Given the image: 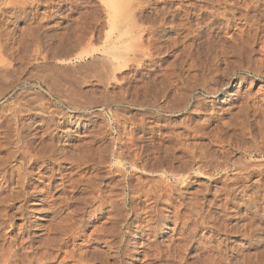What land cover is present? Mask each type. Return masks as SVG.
<instances>
[{
  "label": "rangeland",
  "instance_id": "374dc122",
  "mask_svg": "<svg viewBox=\"0 0 264 264\" xmlns=\"http://www.w3.org/2000/svg\"><path fill=\"white\" fill-rule=\"evenodd\" d=\"M263 40L264 0H0V264H77L79 250L105 264H264ZM78 119L88 128L77 129ZM62 127L73 136L57 143ZM61 149L90 156L61 166L77 186L47 191L48 178H60ZM141 159L154 167L143 170ZM151 187L166 198L146 195ZM39 198L41 214L32 212ZM137 242L144 255L135 254Z\"/></svg>",
  "mask_w": 264,
  "mask_h": 264
},
{
  "label": "bare ground",
  "instance_id": "6f19581e",
  "mask_svg": "<svg viewBox=\"0 0 264 264\" xmlns=\"http://www.w3.org/2000/svg\"><path fill=\"white\" fill-rule=\"evenodd\" d=\"M155 1V0H154ZM212 1V0H211ZM224 1V0H223ZM227 1V0H226ZM245 1V0H244ZM226 3V2H225ZM231 4H232V2H231ZM195 5V4H194ZM201 5V4H200ZM199 5V6H200ZM246 5V4H245ZM170 6V5H169ZM233 6H235V5H233ZM242 6V5H241ZM225 7V6H224ZM230 7V6H229ZM244 7V6H243ZM193 8V7H192ZM215 8V7H214ZM233 8V7H232ZM240 8V7H239ZM108 9V8H107ZM163 9V8H162ZM178 9V8H177ZM207 9V8H206ZM165 10V9H164ZM244 10V9H243ZM156 11V10H155ZM202 11V10H201ZM169 12V11H168ZM200 12V11H199ZM60 13V12H59ZM160 13V12H159ZM164 13V12H163ZM175 13V12H174ZM187 13V12H186ZM156 14V13H155ZM215 14V13H214ZM213 14V15H214ZM241 14V13H240ZM259 14H261V13H259ZM160 15V14H159ZM164 15V14H163ZM260 16V15H259ZM189 17V16H188ZM204 17V16H203ZM229 17V16H228ZM263 17V16H262ZM160 18V17H159ZM198 18V17H197ZM239 18V17H238ZM167 19V18H166ZM185 19V18H184ZM223 19V18H222ZM250 19V18H249ZM253 19H254V17H253ZM156 20V19H155ZM200 21V20H199ZM248 21V20H247ZM250 21V20H249ZM158 22H159V20H158ZM184 22V21H183ZM188 22V21H187ZM154 23V22H153ZM196 23V22H195ZM204 23V22H203ZM205 23H207V22H205ZM191 25V24H190ZM233 25V24H232ZM251 25V24H250ZM182 26V25H181ZM172 27V26H171ZM231 27V26H230ZM249 27V26H248ZM200 29V28H199ZM255 29V28H254ZM257 29V28H256ZM27 30V29H26ZM133 30V29H132ZM171 30V29H170ZM174 30V29H173ZM241 30V29H240ZM260 30V29H259ZM138 31V30H137ZM136 31V32H137ZM149 31H150V29H149ZM110 32V31H109ZM109 32H108V34H109ZM255 32V31H254ZM129 33V32H128ZM141 33V32H140ZM243 33V32H242ZM248 33V32H247ZM127 34V33H126ZM150 34V33H149ZM185 35V34H184ZM187 35H190V34H187ZM125 36V35H124ZM195 36V35H194ZM231 36V35H230ZM9 37V36H8ZM28 37V36H27ZM30 37V36H29ZM141 37V36H140ZM146 38V37H145ZM173 38V37H172ZM131 39V38H130ZM185 39V38H184ZM240 39V38H239ZM242 39V38H241ZM39 40V39H38ZM138 40V39H137ZM176 39H174V41H175ZM259 40V39H258ZM262 40V39H261ZM61 41V40H60ZM173 41V42H174ZM264 41V40H263ZM166 42V41H165ZM172 42V41H171ZM10 43V42H9ZM167 43V42H166ZM247 43V42H246ZM186 44V43H185ZM188 44V43H187ZM191 44H192V42H191ZM49 45V44H48ZM130 45H132V44H130ZM129 45V46H130ZM139 45V44H138ZM34 46H36V45H34ZM42 46V45H41ZM45 46V45H44ZM135 46V45H134ZM141 46V45H140ZM168 46V45H167ZM176 46V45H175ZM241 46V45H240ZM250 46V45H249ZM5 47V46H4ZM131 47H133V46H131ZM152 47V46H151ZM189 47V46H188ZM191 47V46H190ZM223 47V46H222ZM237 47V46H236ZM11 48H12V46H11ZM33 48V47H32ZM36 48V47H35ZM34 48V49H35ZM130 48V47H129ZM135 48H136V46H135ZM139 48V47H138ZM180 48V47H179ZM221 48V47H220ZM242 48V47H241ZM155 49V48H154ZM164 49V48H163ZM198 49V48H197ZM230 49V48H229ZM235 49V48H234ZM9 50V49H8ZM14 50V49H13ZM85 50V49H84ZM87 50V49H86ZM168 50V49H167ZM228 50V49H227ZM232 50V49H231ZM20 51V50H19ZM92 51V50H91ZM130 51V50H129ZM131 51H132V49H131ZM177 51V50H176ZM186 51V50H185ZM233 51V50H232ZM238 51V50H237ZM16 52V51H15ZM48 52V51H47ZM59 52V51H58ZM175 52V51H174ZM207 52V51H206ZM213 52V51H212ZM215 52V51H214ZM229 52V51H228ZM2 53V52H1ZM4 53V52H3ZM7 53V52H6ZM180 53V52H179ZM252 53V52H251ZM254 53V52H253ZM76 54V53H75ZM85 54V53H84ZM142 54V53H141ZM157 54V53H156ZM189 54V53H188ZM217 54V53H216ZM224 54V53H223ZM231 54V53H230ZM242 54V53H241ZM247 54V53H246ZM32 55V54H31ZM53 55V54H52ZM135 55V54H134ZM170 55V54H169ZM213 55V54H212ZM237 55V54H236ZM243 55V54H242ZM28 56V55H27ZM76 56H77V54H76ZM142 56V55H141ZM140 56V57H141ZM218 56V55H217ZM250 56V55H249ZM46 57V56H45ZM44 57V58H45ZM86 57V56H85ZM155 57V56H154ZM190 57V56H189ZM229 57V56H228ZM30 58V57H29ZM186 58H187V56H186ZM12 59H14V58H12ZM16 59V58H15ZM119 59V58H118ZM140 59V58H139ZM175 59V58H174ZM185 59V58H184ZM190 59V58H189ZM241 59V58H240ZM7 60V59H6ZM76 60V59H75ZM98 60V59H97ZM102 60H104V59H101V61ZM112 60V59H111ZM115 60V59H114ZM119 60H121V59H119ZM128 60H129V58H128ZM231 60V59H230ZM33 61V60H32ZM35 61V60H34ZM100 61V62H101ZM107 61V60H106ZM116 61V60H115ZM123 61V60H122ZM122 61H121V63H122ZM131 61V60H130ZM237 61V60H236ZM6 62V61H5ZM97 62V61H96ZM102 62H104V61H102ZM195 62H197V61H195ZM208 62V61H207ZM249 62V61H248ZM254 62V61H253ZM109 60H108V65H109ZM120 63V64H121ZM123 63H126V61L125 62H123ZM128 63H130V62H128ZM200 63V62H199ZM210 63H211V61H210ZM255 63V62H254ZM96 64V63H95ZM101 64V63H100ZM111 64V66L113 65L112 63H110ZM172 64V63H171ZM184 64V63H183ZM193 64V63H192ZM227 64V63H226ZM130 65H131V63H130ZM169 64H167V66H168ZM172 65H174V64H172ZM177 65H179V64H177ZM187 65H188V63H187ZM203 65V64H202ZM3 66V65H2ZM96 66V65H95ZM118 66H119V64H118ZM123 66V65H122ZM22 67V66H21ZM84 67V66H83ZM93 67V66H92ZM121 67V66H120ZM131 67H132V65H131ZM137 67V66H136ZM166 67V66H165ZM193 67V66H192ZM198 67V66H197ZM0 68H2V67H0ZM122 69H123V67H121ZM121 68H120V70H121ZM143 68V67H142ZM173 68V67H172ZM4 69H5V67H4ZM3 69V70H4ZM10 69V68H9ZM47 69V68H46ZM58 69V68H57ZM95 69V68H94ZM118 69V68H117ZM134 69H135V67H134ZM243 69H244V67H243ZM250 69V68H249ZM256 69V68H255ZM1 70V69H0ZM23 70H24V68H23ZM59 70H60V68H59ZM106 70V69H105ZM110 70V69H109ZM160 70V69H159ZM210 70H211V68H210ZM234 70V69H233ZM15 71V70H14ZM56 71V70H55ZM54 71V72H55ZM88 71V70H87ZM253 71H255V70H253ZM256 71H257V69H256ZM12 72V71H11ZM80 72V71H79ZM94 72V71H93ZM170 72V71H169ZM201 72V71H200ZM218 72V71H217ZM8 73V72H7ZM58 73V72H57ZM63 73V72H62ZM62 73H61V75H62ZM86 73V72H85ZM98 73V72H97ZM209 73V72H208ZM257 73V72H256ZM45 74V73H44ZM50 74V73H49ZM75 74H77V73H75ZM91 74V73H90ZM93 74H95V73H93ZM104 74H107V73H104ZM148 74V73H147ZM168 74V73H167ZM176 74V73H175ZM210 74V73H209ZM222 74V73H221ZM260 74H262V73H260ZM46 75V74H45ZM47 75H48V73H47ZM54 75V74H53ZM101 75V74H100ZM160 75V74H159ZM164 75V74H163ZM171 75V74H170ZM195 75V74H194ZM205 75V74H204ZM232 75V74H231ZM6 76V75H5ZM35 76V75H34ZM43 76V75H42ZM85 76V75H84ZM96 76V75H95ZM94 76V77H95ZM181 76V75H180ZM203 76V75H202ZM212 76V75H211ZM223 76V75H222ZM10 77V76H9ZM55 77V76H54ZM64 77H65V75H64ZM74 77V76H73ZM102 77H103V75H102ZM167 77V76H166ZM170 77H172V76H170ZM183 77V76H182ZM191 77V76H190ZM41 78V77H40ZM43 78V77H42ZM60 78V77H59ZM80 78V77H79ZM104 78V77H103ZM152 78H154V76L152 77ZM177 78V77H176ZM200 78H202L201 76H200ZM48 79V78H47ZM157 79V78H156ZM175 79V78H174ZM196 79V78H195ZM199 79V78H198ZM206 79V78H205ZM208 79V78H207ZM217 79V78H216ZM57 80V79H56ZM69 80V79H68ZM72 80V79H71ZM161 80V79H160ZM187 80H188V78H187ZM50 81H53L52 79H50ZM49 80H48V82L49 83H51ZM67 81V80H66ZM85 81V80H84ZM144 81V80H143ZM152 81V80H151ZM203 81H204V79H203ZM47 82V81H46ZM54 82V81H53ZM197 82V81H196ZM195 82V83H196ZM199 82V81H198ZM55 83V82H54ZM60 83V82H59ZM74 83V82H73ZM150 83V82H149ZM191 83V82H190ZM53 84V83H52ZM57 84V83H56ZM63 84V83H62ZM96 84H98V83H96ZM161 84V83H160ZM193 84V83H192ZM142 85V84H141ZM179 85V84H178ZM197 85V84H196ZM203 85V84H202ZM201 85V86H202ZM65 86V85H64ZM82 86V85H81ZM138 86V85H137ZM151 86V85H150ZM199 86V85H198ZM79 87V86H78ZM148 87V86H147ZM162 87V86H161ZM164 87V86H163ZM166 87V86H165ZM188 87V86H187ZM218 87V86H217ZM194 88V87H193ZM203 88V87H202ZM65 89V88H64ZM73 89V88H72ZM129 89V88H128ZM142 89V88H141ZM144 89V88H143ZM161 89V88H160ZM215 89V88H214ZM52 90V89H51ZM50 90V91H51ZM69 90V89H68ZM79 90V89H78ZM77 90V91H78ZM135 90V89H134ZM153 90V89H152ZM182 90V89H181ZM208 90V89H207ZM206 90V91H207ZM142 91V90H141ZM163 91V90H162ZM161 91V92H162ZM186 91V90H185ZM211 92V95L209 96V97H211V98H216L217 96V94L219 93V90H217V91H213L212 92V90H210ZM134 92H136V91H134ZM149 92V91H148ZM34 93V92H33ZM35 93H37V92H35ZM105 93V92H104ZM113 93V92H112ZM123 93V92H122ZM127 93V92H126ZM139 93V92H138ZM164 93V92H163ZM180 93H181V91H180ZM209 93V92H208ZM57 94V93H56ZM121 94V93H120ZM137 94V93H136ZM151 95H152V93H150ZM186 94V93H185ZM184 94V95H185ZM237 94V93H236ZM31 95V94H30ZM74 95V94H73ZM109 95V94H108ZM173 95V94H172ZM183 95V94H182ZM76 96V95H75ZM109 96H111V95H109ZM113 96V95H112ZM128 96V95H127ZM186 96V95H185ZM190 96V95H189ZM28 97V96H27ZM80 97H82L83 98V96H80ZM115 97V96H114ZM117 97H119V96H117ZM135 97V96H134ZM164 97V96H163ZM198 97V96H197ZM39 98V97H38ZM122 98V97H121ZM171 98V97H170ZM187 98V97H186ZM201 98V97H200ZM249 98V97H248ZM80 99V98H79ZM141 99V98H140ZM145 99V98H144ZM152 99H153V97H152ZM172 99V98H171ZM175 99V98H174ZM185 99V98H184ZM44 100V99H43ZM84 100V99H83ZM99 100V99H98ZM97 100V101H98ZM116 100V99H115ZM126 100V99H125ZM129 100V99H128ZM178 100V99H177ZM78 101V100H77ZM134 101V100H133ZM154 101H155V98H154ZM247 101V100H246ZM252 101V100H251ZM10 102V101H9ZM21 102V101H20ZM37 102V101H36ZM40 102V101H39ZM136 102V101H135ZM137 102H138V100H137ZM168 102V101H167ZM249 102V101H248ZM80 103V102H79ZM83 103H84V101H83ZM86 103V102H85ZM132 103V102H131ZM151 103V102H150ZM154 103V102H153ZM152 103V104H153ZM244 103V102H243ZM255 103V102H254ZM138 104V103H137ZM176 104V103H175ZM181 104H183L182 102H181ZM245 104V103H244ZM21 105V104H20ZM38 105V104H37ZM141 105H142V103H141ZM163 106H161V109H163V108H165L166 110H168V109H170L171 110V106H170V108L169 107H167V105H169V104H167V105H165V104H162ZM255 105V104H254ZM175 106V105H174ZM244 106V105H243ZM76 107V106H75ZM176 107H177V105H176ZM199 107V106H198ZM213 107V106H212ZM255 107V106H254ZM160 108V107H159ZM252 108V107H251ZM14 109H16V107L15 108H13V110ZM31 109V108H30ZM77 109V108H76ZM175 109V108H174ZM173 109V110H174ZM3 110V109H2ZM27 110V109H26ZM34 110V109H33ZM155 110V109H154ZM172 110V111H173ZM178 110V109H177ZM237 110H238V108H237ZM240 110V109H239ZM242 110V109H241ZM240 110V111H241ZM5 111V110H4ZM15 111V110H14ZM18 111V110H17ZM20 111V110H19ZM39 111V110H38ZM41 111V110H40ZM244 111V110H243ZM259 111V110H258ZM142 112V111H141ZM194 112V111H193ZM222 112V111H221ZM220 112V113H221ZM239 112V111H238ZM262 112H264V110L262 111ZM16 113V112H15ZM17 113H19V112H17ZM40 113V112H39ZM240 113V112H239ZM258 113V112H257ZM44 114V113H43ZM9 115V114H8ZM207 115V114H206ZM131 116V115H130ZM142 116V115H141ZM5 117V116H4ZM114 117V116H113ZM135 117V116H134ZM248 117V116H247ZM16 118V117H15ZM47 118V117H46ZM64 118V117H63ZM124 118V117H123ZM207 118V117H206ZM219 118V117H218ZM262 118V117H261ZM66 119V118H65ZM250 119V118H249ZM51 120V119H50ZM235 120V119H234ZM239 120H240V118H239ZM8 121H10V120H8ZM63 121V120H62ZM133 121V120H132ZM131 121V122H132ZM166 121V120H165ZM264 121V120H263ZM3 122V121H2ZM64 122V121H63ZM86 121L85 120H80V119H78V122H76V127H77V129L82 125V127H85L86 129L88 128V125L89 124H87V123H85ZM116 122V121H115ZM188 122V121H187ZM220 122V121H219ZM241 122V121H240ZM48 123V122H47ZM61 123V122H60ZM72 122H70V121H67L66 123H65V126L66 125H70ZM118 123V122H117ZM116 123V124H117ZM202 123V122H201ZM19 124V123H18ZM62 124V123H61ZM60 124V125H61ZM75 124V123H74ZM120 124V123H119ZM181 124V123H180ZM198 124V123H197ZM204 124V123H203ZM222 124V123H221ZM241 124V123H240ZM239 124V125H240ZM245 124V123H244ZM243 124V125H244ZM47 125V124H46ZM59 125V126H60ZM62 125H64V124H62ZM186 125V124H185ZM58 126V127H59ZM142 126V125H141ZM179 126V125H178ZM197 126V125H196ZM257 126H258V124H257ZM68 127V126H67ZM64 128V127H62L61 128V130H58V131H60V135L58 134L57 135V137H56V141H57V143H59L60 141H61V139L63 138V139H66V140H68L69 138H70V133H71V131L68 129V128ZM185 127V126H184ZM14 128V127H13ZM55 128H56V126H55ZM117 128V127H116ZM120 128V127H119ZM191 128V127H190ZM240 128V127H239ZM242 128V127H241ZM260 128V127H259ZM23 129V128H22ZM27 129V128H26ZM53 129V128H52ZM76 129V128H75ZM84 129V128H83ZM127 129V128H126ZM57 130V129H56ZM197 130V129H196ZM195 130V131H196ZM17 131V130H16ZM48 131V130H47ZM57 131V132H58ZM220 131V130H219ZM264 131V130H263ZM70 132V133H69ZM106 132V131H105ZM134 132V131H133ZM145 132V131H144ZM152 132V131H151ZM181 132V131H180ZM260 132V131H259ZM104 133V132H103ZM162 134V133H161ZM164 134V133H163ZM175 134V133H174ZM203 134V133H202ZM244 134V133H243ZM18 135V134H17ZM76 135V137L78 138V139H82V138H86L87 136H86V134H85V132H83V133H80V134H75ZM177 135V134H176ZM2 136V135H1ZM71 136H73V134L71 133ZM120 136V135H119ZM163 136V135H162ZM166 136V135H165ZM184 136V135H183ZM239 136V135H238ZM34 137V136H33ZM93 137V136H92ZM112 137V136H111ZM118 137V136H117ZM139 137V136H138ZM193 137V136H192ZM72 138V137H71ZM181 138V137H180ZM197 138V137H196ZM200 138V137H199ZM258 138V137H257ZM260 138V137H259ZM112 139V138H111ZM11 140V139H10ZM136 140H137V138H136ZM148 140V139H147ZM52 141H53V138H51V143H52ZM55 141V142H56ZM85 141V140H84ZM93 141V140H92ZM109 141V140H108ZM124 141V140H123ZM155 141V140H154ZM211 141V140H210ZM242 141V140H241ZM9 142H11V141H9ZM15 142V141H14ZM47 142V141H46ZM236 142V141H235ZM235 142H233V143H235ZM16 143V142H15ZM159 144L158 145H160V142H158ZM222 143H224V142H222ZM237 143V142H236ZM9 144V143H8ZM37 144V143H36ZM84 144V143H83ZM86 144V143H85ZM110 144V143H109ZM150 144V143H149ZM179 144H181V143H179ZM221 144V143H220ZM245 144V143H244ZM68 145V144H67ZM171 145V144H170ZM5 146V145H4ZM62 146V145H61ZM75 146V145H74ZM81 146V145H80ZM145 146V145H144ZM190 146V145H189ZM0 147H1V145H0ZM3 147V146H2ZM12 147V146H11ZM42 147V146H41ZM165 147V146H164ZM194 147V146H193ZM240 147V146H239ZM247 147V146H246ZM44 148V147H43ZM96 148V147H95ZM107 148V147H106ZM129 148V147H128ZM139 148V147H138ZM166 148H167V146H166ZM177 148V147H176ZM261 148V147H260ZM27 149V148H26ZM45 149V148H44ZM122 149V148H121ZM120 148H116L115 150H113V151H111L112 152V154H111V156L113 157V159L114 160H119L120 159V157H122V156H120V150H121ZM127 149V148H126ZM149 149V148H148ZM178 149V148H177ZM203 149H204V146H203ZM206 149V148H205ZM246 149V148H245ZM38 150H39V148H38ZM138 150V149H137ZM145 150V149H144ZM180 150V149H179ZM192 150V149H191ZM256 150V149H255ZM21 151H23V150H21ZM97 151V150H96ZM211 151V150H210ZM262 151V150H261ZM6 152V151H5ZM11 152V151H10ZM24 152V151H23ZM80 153L81 152H86V151H79ZM79 152L77 153V154H79ZM138 152V151H137ZM156 152V151H155ZM188 152V151H187ZM214 152V151H213ZM257 152V151H256ZM26 153V152H25ZM42 153V152H41ZM90 153V152H89ZM125 153V152H124ZM135 153V152H134ZM44 154V153H43ZM73 154V153H72ZM72 154H70V155H67L62 149L60 150V151H58L57 152V154H56V156H57V158L55 159V161L57 162V164L59 165L58 166V170H57V172H58V174L60 175V178L59 179H57V182L54 184V185H52V182H53V175L52 176H50L48 179H49V182L46 184V190L47 191H51V190H54L55 191V189H58V190H60V189H62L63 190V188H65V187H73L74 185L75 186H77L76 184H77V181H76V179H74V178H72V179H69L68 177L66 178V173H64V167H61L62 165H65V166H73V165H77V167H80L81 166V163H83V160L81 161V157L80 156H82L84 153H82L81 155L79 154L78 156H77V154H75V155H72ZM155 154V153H154ZM199 154H200V152H199ZM202 154V153H201ZM207 154V153H206ZM14 154L12 153V156L10 155V157L12 158V157H14L13 156ZM21 155V154H20ZM40 155V154H39ZM84 155H86V158H87V156H90L89 154L87 155V153H85ZM167 155V154H166ZM54 156V155H53ZM77 156V157H76ZM92 156H93V153H92V155H91V157L90 158H92ZM96 156H99L97 159H96V162L97 163H103V160H104V163H106V161H105V159H103L102 157H100V155H96ZM142 156V155H141ZM177 156V155H176ZM205 156V155H204ZM74 157H76V158H74ZM82 157H85V156H82ZM135 157V156H134ZM146 157V156H145ZM169 157V156H168ZM208 157H210V156H208ZM208 157H207V159H208ZM225 157V156H224ZM94 158V157H93ZM124 158V157H123ZM157 158V157H156ZM162 158V157H161ZM161 158H159L160 160H161ZM167 158V157H166ZM244 158V157H243ZM3 159V158H2ZM6 159V158H5ZM9 159V158H8ZM53 158H50V161L51 162H54V159L52 160ZM83 159V158H82ZM95 159H93V160H95ZM112 159V160H113ZM140 159V158H139ZM162 159H164V157L162 158ZM169 159V158H168ZM212 159V158H211ZM38 160V159H37ZM85 158H84V162H85ZM88 160H89V158H88ZM92 160V159H91ZM91 160H89V161H91ZM111 159H110V161H112ZM125 160V159H124ZM155 160V159H154ZM191 160V159H190ZM225 160V159H224ZM7 161H9V160H7ZM87 161V160H86ZM110 161H108L107 163H109ZM125 161H127V160H125ZM136 161V160H135ZM134 160L133 161H130L129 160V162L127 161V163L129 164V166L131 167V168H133L134 166H136V162H135ZM139 161V160H138ZM143 160L141 159V162H142ZM153 161V160H152ZM159 161V160H158ZM158 161H156V162H158ZM164 161H167V160H164ZM170 161V160H169ZM173 161V160H172ZM237 161H239V159L237 160ZM257 161V160H256ZM260 161V160H259ZM3 162V161H2ZM25 162V161H24ZM50 162V163H51ZM95 162V161H94ZM118 162V161H117ZM123 162V161H122ZM146 162V160L144 159V161L142 162L143 164H142V169L144 170V169H146V170H148L147 169V166L149 165V164H144ZM151 162V161H150ZM154 162V161H153ZM163 162V161H162ZM161 162V163H162ZM171 162V161H170ZM181 162V161H180ZM220 162V161H219ZM13 163V162H12ZM104 163H103V165H104ZM114 163V162H113ZM166 163V162H165ZM172 163V162H171ZM190 163V162H189ZM221 163V162H220ZM240 163V162H239ZM238 163V164H239ZM247 163V162H246ZM245 163V164H246ZM85 164H87V163H85ZM111 164V163H110ZM115 164V163H114ZM117 164V163H116ZM157 164H159V163H157ZM182 164V163H181ZM185 164H186V162H185ZM253 164V163H252ZM257 164V163H256ZM1 165V164H0ZM7 165V164H6ZM46 165V164H45ZM161 165V164H160ZM254 165V164H253ZM150 166H153L154 167V164L153 165H149L148 167H150ZM164 166V165H163ZM171 166V165H170ZM185 166V165H184ZM256 166H258V164L256 165ZM18 167V166H17ZM45 167H47V166H45ZM67 167H65V169H68ZM109 167V166H108ZM118 167V166H117ZM122 167V166H121ZM153 167H151V168H153ZM159 167V166H158ZM238 167V166H237ZM246 167H247V165H246ZM253 167V166H252ZM259 167V166H258ZM258 167H255V165H254V169L255 168H258ZM41 168V167H40ZM47 168H49V167H47ZM112 168V167H111ZM150 168V171L151 172H153V171H155L154 169H156L157 170V167L156 168H153V169H151ZM164 168V167H163ZM243 168V167H242ZM245 168V167H244ZM263 168V167H262ZM115 169V168H114ZM116 169H118V168H116ZM135 169V168H134ZM192 169V168H191ZM240 169V168H239ZM254 169H252L253 171H255ZM7 170V169H6ZM48 170V169H47ZM50 170V169H49ZM56 170V169H55ZM69 170V169H68ZM123 170V169H122ZM219 170V169H218ZM223 170H224V168H223ZM248 170V169H247ZM109 171H110V169H109ZM117 171V170H116ZM158 171V170H157ZM237 171V170H236ZM248 171H251L250 169L248 170ZM259 171H261V170H259ZM18 172V171H17ZM53 172V171H52ZM74 172V171H73ZM156 172V171H155ZM165 172V171H164ZM178 172V171H177ZM176 172V173H177ZM233 172H235V171H233ZM258 172V171H257ZM263 172V171H262ZM33 173V172H32ZM107 173V172H106ZM118 173H119V171H118ZM196 173V172H195ZM210 173V172H209ZM237 173V172H236ZM240 173V172H239ZM249 173H251V172H249ZM248 173V174H249ZM29 174V173H28ZM45 173L43 172V175H41L40 174V176L36 179V182L39 184V185H43V182H44V179L46 178L47 179V177L44 175ZM47 174V173H46ZM52 174V173H51ZM56 174V173H55ZM120 174H121V172H120ZM163 174V173H162ZM161 174V175H162ZM172 174H173V172H172ZM171 174V175H172ZM187 174V173H186ZM252 174V173H251ZM13 175V174H12ZM21 175V174H20ZM20 175H18L19 177H20ZM23 175V174H22ZM108 175V174H107ZM174 175V174H173ZM192 175V174H191ZM241 176H242V174H240ZM245 175V174H244ZM91 176V175H90ZM176 176V175H175ZM240 176V177H241ZM250 176V175H249ZM184 177V176H183ZM187 177V176H186ZM218 177V176H217ZM80 178V177H79ZM87 178H88V176H87ZM91 178V177H90ZM121 179L123 178V177H120ZM172 178V177H171ZM173 178H175V177H173ZM177 178V179H176ZM175 179L176 180H180L179 179V177H176ZM237 178V177H236ZM47 179V180H48ZM78 179V178H77ZM86 179V178H85ZM19 180V179H18ZM93 180V179H92ZM186 180V179H185ZM237 180V179H236ZM19 181H22L21 183L20 182H18L19 183V185H20V189L24 186V181L23 180H19ZM55 181V180H54ZM82 181V180H81ZM155 181V180H154ZM160 181V180H159ZM117 182V181H116ZM161 182V181H160ZM128 183V182H127ZM181 183H183V182H181ZM80 185H81V183H79ZM94 184V183H93ZM165 184V183H164ZM91 185V184H90ZM152 185V184H151ZM161 185V184H160ZM163 185V184H162ZM179 185V184H178ZM166 186H168V185H166ZM121 187V186H120ZM145 187V186H144ZM43 188V187H42ZM76 188V187H75ZM82 188V187H81ZM148 188V187H147ZM157 189H158V187H156ZM164 188V187H163ZM240 188V187H239ZM40 189L41 188H39V193H44L43 191H45V190H41L40 191ZM137 189V188H136ZM139 189V188H138ZM157 189H155L154 187H151V188H149L148 189V191H147V194L146 195H148L149 194V196L150 197H152V199H153V197L156 195L157 196V198H158V200L159 199H161V198H164L163 197V194H162V190H160L161 192H159ZM161 189V188H160ZM28 190V189H27ZM175 190V189H174ZM180 190V189H179ZM20 191H22V196H23V190L21 189ZM69 191V190H68ZM79 191V190H78ZM135 191V190H134ZM10 192H12V190L10 191ZM14 192V191H13ZM27 192V191H26ZM70 192V191H69ZM107 192H108V190H107ZM122 192V191H121ZM139 192V191H138ZM143 192V191H142ZM159 192V193H158ZM15 193H17V192H15ZM28 193V192H27ZM86 193V192H85ZM127 193V192H126ZM169 193V192H168ZM9 194V193H8ZM19 194V193H18ZM17 194V195H18ZM26 194V193H25ZM90 194V193H89ZM119 194V193H118ZM138 194V193H137ZM178 194V193H177ZM95 195L97 196V194L95 193ZM114 195V194H113ZM131 195V194H130ZM15 196V195H14ZM27 196V195H26ZM59 196V195H58ZM139 196V195H138ZM149 196H147V198L149 197ZM11 197V196H10ZM16 197V196H15ZM23 197H25V196H23ZM41 197V196H40ZM49 197V196H48ZM82 197V196H81ZM90 197V196H89ZM93 197V196H92ZM100 197V196H99ZM136 197H137V195H136ZM13 198V197H12ZM58 198V197H57ZM94 198V197H93ZM146 198V197H145ZM155 198V197H154ZM166 198V197H165ZM164 198V199H165ZM65 199V198H64ZM75 199V198H74ZM77 199V198H76ZM99 199V198H98ZM97 199V200H98ZM119 199H121V198H119ZM148 199H151V198H148ZM14 200V199H13ZM78 200H79V198H78ZM91 200V199H90ZM101 201H102V199H100ZM123 200V199H122ZM157 200V199H156ZM157 200V201H158ZM162 200V199H161ZM169 200V199H168ZM8 201H9V199H8ZM44 199L43 198H39V199H37V203H32L33 204V206H36V208L37 209H33L32 210V212H36L37 214H41V213H43V212H46V210H45V205H44ZM82 201H84V199L82 200ZM100 201V202H101ZM106 201V200H105ZM166 201V200H165ZM176 201V200H175ZM36 202V201H35ZM65 202V201H64ZM85 202V201H84ZM130 202V201H129ZM128 202V203H129ZM144 202V201H143ZM153 202V201H152ZM164 202V201H163ZM61 203V202H60ZM94 203V202H93ZM105 203V202H104ZM108 203V202H107ZM84 204V203H83ZM149 204V203H148ZM182 204V203H181ZM10 205V204H9ZM11 205H12V203H11ZM59 205V204H58ZM103 205V204H102ZM102 205H98V207L97 208H95V207H93V208H95V209H93L94 211H93V213H94V215H97L98 214V210H99V208L100 207H102ZM111 205H113V204H111ZM180 205V204H179ZM190 205V204H189ZM84 206V205H83ZM134 206V205H133ZM152 206V205H151ZM12 207V206H11ZM49 207V206H48ZM78 207V206H77ZM121 207V206H120ZM123 207H126V204H124V206ZM135 207V206H134ZM134 207H133V209H134ZM23 208V207H22ZM116 208V207H115ZM154 208V207H153ZM179 208V207H178ZM17 209V208H16ZM52 208H49V212H50V210H51ZM123 209V208H122ZM19 210V215H21V208L20 209H18ZM17 210V211H18ZM26 210V209H25ZM83 210V209H82ZM113 210V206H111V208H110V210H107V212L108 213H110V211H112ZM121 210V209H120ZM152 210V209H151ZM16 211V212H17ZM56 211V210H55ZM75 211V210H74ZM131 211H132V209H131ZM134 211V210H133ZM79 212V211H78ZM146 212V211H145ZM1 213V212H0ZM3 214H4V212H2ZM11 213V212H10ZM12 213H13V211H12ZM18 213V212H17ZM69 213V212H68ZM92 213V214H93ZM115 213V212H114ZM127 213V212H126ZM13 214H15V213H13ZM75 214V213H74ZM116 214V213H115ZM120 214V213H119ZM62 215V214H61ZM66 215V214H65ZM72 215V214H71ZM158 215V214H157ZM173 215V214H172ZM1 216V215H0ZM12 216V215H11ZM87 216V215H86ZM114 216V215H113ZM148 216V215H147ZM17 217V216H16ZM67 217H69V216H67ZM66 217V218H67ZM73 217V216H72ZM116 217V216H115ZM1 218V217H0ZM13 218V217H12ZM21 218V217H20ZM43 218V217H42ZM42 218H39L38 217V219L39 220H41ZM160 218V217H159ZM4 219V218H3ZM44 219V218H43ZM46 219V218H45ZM119 219V218H118ZM161 219V218H160ZM78 220H80V219H78ZM150 220V219H149ZM147 221V222H145L146 224L148 223V222H151V221ZM143 221V220H142ZM58 222H60V221H58ZM103 222V221H102ZM109 222V221H108ZM57 223V222H56ZM157 223V222H156ZM46 224V223H45ZM69 224V223H68ZM136 224V223H135ZM143 224V223H142ZM142 224H140V225H142ZM48 225V224H47ZM58 225V224H57ZM102 225V224H101ZM119 225V224H118ZM144 225V224H143ZM142 225V226H143ZM148 225V224H147ZM138 226V225H137ZM63 227V226H62ZM72 227V226H71ZM77 227V226H76ZM147 227V226H146ZM37 228H39V227H37ZM44 228V227H43ZM54 228V227H53ZM104 228V227H103ZM140 228V226L139 227H137V229H135V231H133L132 233H131V237H132V239L133 240H135V241H139V240H141L140 238L144 235L143 234V232H142V230L140 229V230H138ZM80 229V228H79ZM110 229V228H109ZM119 229V228H118ZM73 230V229H72ZM77 230V229H76ZM75 230V231H76ZM116 230V229H115ZM134 230V229H133ZM144 230V229H143ZM74 231V232H75ZM96 231V230H95ZM116 231H118V230H116ZM63 232V231H62ZM98 232V231H97ZM4 233V232H3ZM1 234V233H0ZM46 234V233H45ZM77 234V233H76ZM115 234V233H114ZM118 234V233H117ZM47 235V234H46ZM89 235V234H88ZM120 235V234H119ZM60 236V235H59ZM64 236V235H63ZM114 236V235H113ZM53 237V236H52ZM66 237V236H65ZM75 237V236H74ZM46 238V237H45ZM53 239V238H52ZM13 240V239H12ZM45 240V239H44ZM48 240V239H47ZM51 240V239H50ZM83 240V239H82ZM98 240V239H97ZM96 239H92V241H94L95 243H97L98 244V242L99 241H97ZM106 240V239H105ZM23 241V240H22ZM36 241V240H35ZM57 241V240H56ZM62 241H63V238H62ZM149 241V240H148ZM43 242V241H42ZM57 242H59V240L57 241ZM52 243V242H51ZM106 243V245L104 246V247H106V248H108L109 249V251L111 250V251H113L112 250V246L110 245V243L108 242V241H106L105 242ZM138 243V242H137ZM43 244V243H42ZM60 244V243H59ZM114 244V243H113ZM119 244V243H118ZM117 243H116V245H118ZM50 245V244H49ZM43 246V245H42ZM84 246V245H83ZM103 246V245H102ZM115 246V245H114ZM149 246V245H148ZM41 247V246H40ZM136 247H138L137 248V251H135V254H141V255H144V253L146 252L145 251V245L142 243V242H139L138 243V246H136ZM35 248V247H34ZM57 248V247H56ZM64 248V247H63ZM61 249V251H62V253L64 254L63 256H64V260L65 259H67L68 260V258L69 257H72V254L71 253H69V252H67V250H66V248L65 249ZM68 248V247H67ZM150 248V247H149ZM29 249V248H28ZM39 249V248H38ZM80 249V248H79ZM117 249V248H116ZM115 249V250H116ZM44 250V249H43ZM49 250V249H48ZM57 251H59L58 249H56ZM102 250V249H101ZM105 250V249H104ZM76 253H78V257L76 258V261H75V257H73V258H71V259H73L77 264H105L104 263V258L102 259L101 257L99 258L98 256H93V255H91L90 254V251H89V254H88V252H86V251H81V250H79V252L77 251ZM98 253V252H97ZM96 253V254H97ZM105 253H107V252H105ZM111 253V252H110ZM110 253H109V256H110ZM50 254V253H49ZM55 254V253H54ZM101 254V253H100ZM99 254V255H100ZM104 254V253H103ZM16 255V254H15ZM52 255V254H51ZM70 255V256H69ZM90 255V256H89ZM104 255H106V254H104ZM40 256V255H39ZM43 256V255H42ZM41 256V257H42ZM46 256V255H45ZM62 256V257H63ZM67 256H69L68 258H66ZM74 256V255H73ZM16 257H18L17 255H16ZM51 257V256H50ZM11 258V257H10ZM27 258V257H26ZM30 258H31V256H30ZM39 258V257H38ZM43 258V257H42ZM52 258H54V257H51V259ZM61 258V257H60ZM113 258V257H112ZM2 259V258H1ZM12 259V258H11ZM22 259H24V258H22ZM48 259V258H47ZM70 259V258H69ZM17 260V259H16ZM27 260V259H26ZM37 260V259H36ZM49 260V259H48ZM63 260V259H62ZM61 260V261H62ZM10 261V260H9ZM33 261V260H32ZM118 261V260H117ZM2 262V261H1ZM20 262H23V261H20ZM30 262V261H29ZM35 262V261H34ZM37 262V261H36ZM42 262V261H41ZM115 262V261H114ZM4 263V262H3ZM2 263V264H3ZM67 263V262H66ZM124 263V262H123ZM140 263V262H139ZM11 264V263H10ZM35 264V263H34ZM44 264H45V261H44ZM75 264V263H74ZM115 264V263H114Z\"/></svg>",
  "mask_w": 264,
  "mask_h": 264
}]
</instances>
